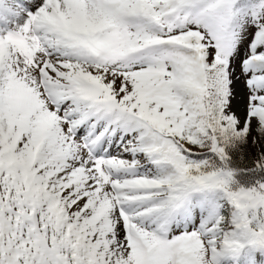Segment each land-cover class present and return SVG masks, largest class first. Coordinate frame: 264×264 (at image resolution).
<instances>
[{
  "label": "snow or ice",
  "instance_id": "obj_1",
  "mask_svg": "<svg viewBox=\"0 0 264 264\" xmlns=\"http://www.w3.org/2000/svg\"><path fill=\"white\" fill-rule=\"evenodd\" d=\"M0 264H264V0H0Z\"/></svg>",
  "mask_w": 264,
  "mask_h": 264
}]
</instances>
